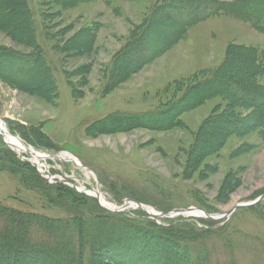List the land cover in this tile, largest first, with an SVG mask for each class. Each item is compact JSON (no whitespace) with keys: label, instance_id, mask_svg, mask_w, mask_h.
Masks as SVG:
<instances>
[{"label":"rangeland","instance_id":"1","mask_svg":"<svg viewBox=\"0 0 264 264\" xmlns=\"http://www.w3.org/2000/svg\"><path fill=\"white\" fill-rule=\"evenodd\" d=\"M159 2L0 0V49L35 54L45 66L39 65L25 84L28 89L0 79V132L10 125L17 140L23 137L39 147L22 140L35 152L50 156L39 162L47 172L66 176L78 188L99 190L97 199L105 208L119 206L117 199L119 204L133 201L159 213L200 210L217 221L189 217H203L197 212L180 217L218 222L214 230L244 238L233 254L239 264H264V137L253 130L221 141L222 128L216 123L209 128L216 137L206 132L200 147L192 151L198 130L211 113L244 118L250 110L216 97L181 115L179 125L167 131H107L105 124L86 130L113 114L147 112L172 95L179 96L185 85L213 73L235 47L264 53V33L238 17L219 15L190 27L159 58L114 87L116 54ZM25 8L31 15L28 20ZM174 32L173 27L156 23L151 38L161 43ZM248 122H254L253 116ZM218 142L221 145L211 149ZM2 151L0 145L2 205L53 218L70 215L69 193L35 178L29 169L13 164L10 156L4 161ZM228 212L232 213L225 217ZM155 220L163 227L167 224L162 218ZM210 245L216 246L217 260L230 257L219 240L213 238Z\"/></svg>","mask_w":264,"mask_h":264},{"label":"trees","instance_id":"2","mask_svg":"<svg viewBox=\"0 0 264 264\" xmlns=\"http://www.w3.org/2000/svg\"><path fill=\"white\" fill-rule=\"evenodd\" d=\"M23 12L28 20L31 17L29 9L25 8ZM219 15L238 17L256 32L264 33V0H160L141 29L116 54L111 74L114 87L126 76L135 74L159 58L190 27ZM156 23L173 27L175 32L169 39L155 42L151 38V28ZM237 61L240 66L235 64ZM39 65L44 66L40 56L0 49V79L20 89L29 88L25 84L39 71ZM263 77L264 53L235 47L213 73L185 85L178 91L179 96L172 95L170 100L147 112L113 114L104 121L88 125L86 130L105 124L107 131H167L179 125L181 115L199 108L212 98L222 97L250 110V114L241 118L237 114L211 113L199 128L192 151L200 147V137L206 132L216 137L209 129L216 123L222 128L220 140L231 134L253 130H258L264 137V81L260 80ZM48 80L53 85L50 76ZM252 116L254 122L250 123ZM7 129L11 135L17 134L10 125ZM22 140L35 149L39 148L23 137ZM0 145L4 161L8 162L4 157L10 156L14 159L13 164L29 169L35 178L47 183L34 166L21 161L6 146L1 136ZM220 145L218 142L211 149ZM50 185L71 195L68 199L72 208L69 209L70 215L53 218L22 212L0 203V264H239L233 254L244 238L214 230L218 222L178 217L163 219L167 222L163 227L141 211L105 212L96 200L86 195L80 197L66 185ZM115 200L121 205L117 202L119 200ZM92 202L97 206V212ZM161 211L164 212L163 209ZM213 238L230 253L227 260H217L216 246L210 245Z\"/></svg>","mask_w":264,"mask_h":264},{"label":"water","instance_id":"3","mask_svg":"<svg viewBox=\"0 0 264 264\" xmlns=\"http://www.w3.org/2000/svg\"><path fill=\"white\" fill-rule=\"evenodd\" d=\"M9 135V134H8ZM5 143L7 144V146H9L11 148V146L5 141ZM30 154H33L31 151H29ZM94 193H98V191H95V190H92ZM87 196L89 197H92L94 199H96L98 201V199L88 193H85ZM129 204L135 206V209H141L145 214H147L148 216H150L151 218H165L167 217L168 215H174V216H179V215H183V214H190V213H193V211H199L198 213H201L203 216H205V218H209L210 220H216L218 218H215V217H211L205 213H203L202 211L200 210H196V209H193V208H189V209H179V210H173V211H170V212H162V213H156L154 212L153 210L145 207L144 205L140 204V203H137V202H128ZM99 205L106 209L107 211H110V212H127L128 208L127 207H124V206H121V207H117V208H113V209H109V208H105L104 206H102L100 203ZM130 205V207H131ZM245 206H250L249 205H245ZM236 207H239L238 205ZM232 212H228L227 214H225V217H228Z\"/></svg>","mask_w":264,"mask_h":264},{"label":"bare ground","instance_id":"4","mask_svg":"<svg viewBox=\"0 0 264 264\" xmlns=\"http://www.w3.org/2000/svg\"><path fill=\"white\" fill-rule=\"evenodd\" d=\"M1 124V123H0ZM4 131V130H3ZM5 134V133H4ZM5 140H6V142L14 149V150H18L19 151V153H21L22 152V154H24V153H28V149L24 146V145H22L17 139H16V137H14V136H11L10 134L9 135H5ZM86 193H89V194H91L92 196H94V197H101L100 196V193H94V192H92V191H88V192H86ZM99 200V199H98ZM109 206H110V209H113V207H114V205H111V204H109ZM132 209H134V208H132Z\"/></svg>","mask_w":264,"mask_h":264}]
</instances>
